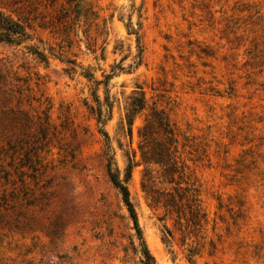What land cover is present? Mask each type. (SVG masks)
Instances as JSON below:
<instances>
[{
    "label": "rangeland",
    "instance_id": "rangeland-1",
    "mask_svg": "<svg viewBox=\"0 0 264 264\" xmlns=\"http://www.w3.org/2000/svg\"><path fill=\"white\" fill-rule=\"evenodd\" d=\"M13 2L0 7L10 13ZM92 2L97 26L80 20L69 38L39 29L20 45L0 42V264H144L106 170L110 148L157 264H264V0ZM60 58L81 68L68 73ZM85 70L111 76L98 88L113 104L105 124L88 107L96 86ZM139 87L146 107L129 134ZM154 106L180 132L179 153L201 185L202 226L181 230L151 200L161 170L140 163L139 128Z\"/></svg>",
    "mask_w": 264,
    "mask_h": 264
},
{
    "label": "trees",
    "instance_id": "trees-1",
    "mask_svg": "<svg viewBox=\"0 0 264 264\" xmlns=\"http://www.w3.org/2000/svg\"><path fill=\"white\" fill-rule=\"evenodd\" d=\"M92 1L45 0L43 4H39L37 0H14L11 4L13 6L10 8V13L0 7V42L20 45L33 39L34 35L30 31L39 29L50 30L52 34L69 38L72 34V27L80 20H83L86 24L97 26L96 21L99 16ZM131 31L137 35L138 57H141L140 36L134 28ZM25 48L28 53L39 60L48 62V56L35 44L26 45ZM60 59L70 65L67 68L68 73H75L78 67L81 68L74 60ZM81 74L96 86L93 89L96 106L88 104V107L96 115L98 124H105L106 120L111 117L113 104L107 91L104 102L100 99L98 88L102 83L106 88L111 76L105 75V80L102 81L96 79L91 71L85 70ZM139 89L134 92L126 114L129 134H132V125L135 119L134 112L137 113L146 107L145 92L142 88L139 87ZM104 105L107 108H104ZM100 132L109 139L108 133L104 129L100 128ZM139 135L141 138L139 144L141 151L140 163L155 165L160 167L161 170L159 183L162 187L155 190L154 195L151 194L152 202L163 207L167 214L174 216L181 230L186 229L187 226H202V223L207 221V215L202 207L201 185L193 176L186 159L179 153L180 132L168 113L157 106L152 107L151 113L139 128ZM182 147L184 153L185 150L188 154L192 153L193 144L190 143L188 136H186L185 142L182 143ZM188 148L190 149L188 150ZM104 155L107 158L106 170L109 178L122 194L123 201L137 227L143 249L144 264H157L143 239L128 186L120 179L119 169L113 162L111 148L107 149ZM143 188L148 195L151 193V190H147L145 181H143Z\"/></svg>",
    "mask_w": 264,
    "mask_h": 264
}]
</instances>
